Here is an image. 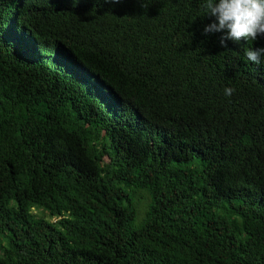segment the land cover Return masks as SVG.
Here are the masks:
<instances>
[{
    "label": "trees",
    "instance_id": "1",
    "mask_svg": "<svg viewBox=\"0 0 264 264\" xmlns=\"http://www.w3.org/2000/svg\"><path fill=\"white\" fill-rule=\"evenodd\" d=\"M202 2L0 0V264H264V35Z\"/></svg>",
    "mask_w": 264,
    "mask_h": 264
},
{
    "label": "clouds",
    "instance_id": "2",
    "mask_svg": "<svg viewBox=\"0 0 264 264\" xmlns=\"http://www.w3.org/2000/svg\"><path fill=\"white\" fill-rule=\"evenodd\" d=\"M109 4H121L124 0H104ZM142 7H147V0H137ZM203 14L215 17V20L204 28V33L221 32L220 44L227 47V41L248 39L255 41L264 35V0H203L200 4ZM264 47L253 50L246 49V59L256 64L261 63ZM235 91L232 87L225 88L226 96Z\"/></svg>",
    "mask_w": 264,
    "mask_h": 264
},
{
    "label": "rangeland",
    "instance_id": "3",
    "mask_svg": "<svg viewBox=\"0 0 264 264\" xmlns=\"http://www.w3.org/2000/svg\"><path fill=\"white\" fill-rule=\"evenodd\" d=\"M90 94L92 95V97H96V98H101L102 99V95H101V93H98L97 91H96V87H95V85L93 86V91H90ZM104 102L106 103V104H111V103H113L112 102V100H110V98H105L104 99ZM128 119H129V121H130V124L132 125V124H134L135 125V118H134V116H131V115H128ZM136 199H137V197H135ZM144 199L145 200H147V199H149L147 196H144ZM34 212L35 213H38V214H45V213H43L42 211H40V210H37L36 208L34 209ZM143 213L141 212V210L139 211V213H138V217H137V224H139L140 223V221L142 220V218H143V215H142ZM45 215H48V214H45Z\"/></svg>",
    "mask_w": 264,
    "mask_h": 264
}]
</instances>
